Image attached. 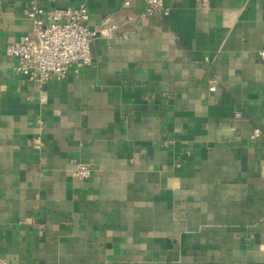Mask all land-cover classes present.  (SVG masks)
I'll list each match as a JSON object with an SVG mask.
<instances>
[{
    "label": "crops",
    "instance_id": "crops-1",
    "mask_svg": "<svg viewBox=\"0 0 264 264\" xmlns=\"http://www.w3.org/2000/svg\"><path fill=\"white\" fill-rule=\"evenodd\" d=\"M202 1L0 0L7 264H264V0ZM30 4L85 5L93 32L42 89L6 53Z\"/></svg>",
    "mask_w": 264,
    "mask_h": 264
},
{
    "label": "built area",
    "instance_id": "built-area-1",
    "mask_svg": "<svg viewBox=\"0 0 264 264\" xmlns=\"http://www.w3.org/2000/svg\"><path fill=\"white\" fill-rule=\"evenodd\" d=\"M141 14L160 13L167 15L169 10L163 0H144ZM129 5V0H123ZM202 9L206 11L207 0L202 1ZM23 15L32 22L31 33L21 35L10 42L6 53L15 58L13 70L31 82L43 88L52 78H62L72 65L86 66L93 57L90 51V39L93 32L88 27L89 13L85 5L64 8H43L30 4L23 8ZM110 28H115L111 25ZM264 57V50L260 52ZM209 90H216V83L211 82ZM41 101L47 100L46 93L41 90ZM255 129L254 133L258 134ZM89 163L79 161L75 164L73 174L80 180L91 176ZM0 264H7L0 258Z\"/></svg>",
    "mask_w": 264,
    "mask_h": 264
}]
</instances>
